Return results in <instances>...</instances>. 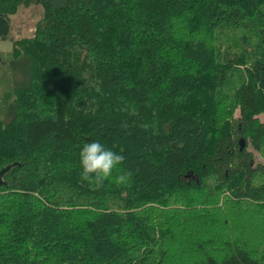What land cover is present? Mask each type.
I'll list each match as a JSON object with an SVG mask.
<instances>
[{"label":"trees","instance_id":"16d2710c","mask_svg":"<svg viewBox=\"0 0 264 264\" xmlns=\"http://www.w3.org/2000/svg\"><path fill=\"white\" fill-rule=\"evenodd\" d=\"M7 38L0 264H264V0H0ZM91 141L125 157L100 189Z\"/></svg>","mask_w":264,"mask_h":264},{"label":"clouds","instance_id":"9594fccd","mask_svg":"<svg viewBox=\"0 0 264 264\" xmlns=\"http://www.w3.org/2000/svg\"><path fill=\"white\" fill-rule=\"evenodd\" d=\"M122 152V150H121ZM82 181L100 189L105 181L113 178V172L123 164L125 157L105 147L99 141L85 143L79 153ZM130 172H122L114 177L117 186H128L131 181Z\"/></svg>","mask_w":264,"mask_h":264},{"label":"rangeland","instance_id":"374dc122","mask_svg":"<svg viewBox=\"0 0 264 264\" xmlns=\"http://www.w3.org/2000/svg\"><path fill=\"white\" fill-rule=\"evenodd\" d=\"M2 10L8 12L11 18V35L13 37H17V35L24 36H41L43 33V29L40 26L39 19L43 13V6L37 2H29V4H10L5 3ZM12 49V42L10 38L0 40V57L6 56L8 51ZM4 54V55H3ZM25 59L23 58L19 62H17L13 66L12 79L17 84H24L27 79L26 75V66ZM12 69V67H11ZM13 83V82H12ZM6 86L1 83L0 84V93L4 90ZM261 118L264 115H260ZM254 159L261 160L264 162V159H261L257 154H254Z\"/></svg>","mask_w":264,"mask_h":264},{"label":"water","instance_id":"95a60500","mask_svg":"<svg viewBox=\"0 0 264 264\" xmlns=\"http://www.w3.org/2000/svg\"><path fill=\"white\" fill-rule=\"evenodd\" d=\"M238 143H239V147L241 149L244 146V140L242 137H240L238 139ZM10 167H11V165L9 164V165H6V166L0 168V182H1L2 176L4 175L5 172H7L9 170Z\"/></svg>","mask_w":264,"mask_h":264}]
</instances>
